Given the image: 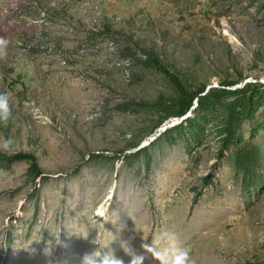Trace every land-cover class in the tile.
<instances>
[{"label":"rangeland","instance_id":"374dc122","mask_svg":"<svg viewBox=\"0 0 264 264\" xmlns=\"http://www.w3.org/2000/svg\"><path fill=\"white\" fill-rule=\"evenodd\" d=\"M0 40V152L43 173L0 166V264H264V0H0Z\"/></svg>","mask_w":264,"mask_h":264},{"label":"clouds","instance_id":"9594fccd","mask_svg":"<svg viewBox=\"0 0 264 264\" xmlns=\"http://www.w3.org/2000/svg\"><path fill=\"white\" fill-rule=\"evenodd\" d=\"M7 41L0 40V54H3V48ZM11 116L9 108L8 96L0 94V121H7ZM12 141L5 139L0 141V148L11 150ZM119 231L125 225L121 222V216L115 215L113 221ZM142 247L146 252L160 262V264H194L189 252L180 246L177 236L171 232H161L156 237V242L151 245L144 244ZM129 252V249H128ZM130 253V252H129ZM145 257L143 255H132L131 264H143ZM80 264H124V262L114 255L111 247L106 246L91 253H86L80 258Z\"/></svg>","mask_w":264,"mask_h":264},{"label":"trees","instance_id":"16d2710c","mask_svg":"<svg viewBox=\"0 0 264 264\" xmlns=\"http://www.w3.org/2000/svg\"><path fill=\"white\" fill-rule=\"evenodd\" d=\"M155 66L163 70L173 80V82L177 84V86H180V82L178 78L173 73L169 72V70L165 68L161 63L156 61ZM225 91L226 90H224L223 92ZM196 97L198 98V94H191L190 96L186 98L188 101V106L180 113L181 117L185 116L190 111V108L192 107L193 102ZM136 147L137 146H132L131 148H136ZM21 161L31 162L29 172L32 176L39 178L43 175L38 165L37 159L32 153L19 152V153H12V154L7 155V154L0 152V166L3 169H6V170L10 169L12 164L16 162H21ZM150 166H151V158L150 156H148L147 167L150 168Z\"/></svg>","mask_w":264,"mask_h":264},{"label":"bare ground","instance_id":"6f19581e","mask_svg":"<svg viewBox=\"0 0 264 264\" xmlns=\"http://www.w3.org/2000/svg\"><path fill=\"white\" fill-rule=\"evenodd\" d=\"M107 206H108V203L101 208L100 212H99V215L102 217V218H105L107 217Z\"/></svg>","mask_w":264,"mask_h":264}]
</instances>
